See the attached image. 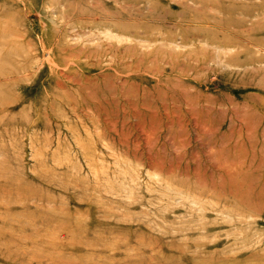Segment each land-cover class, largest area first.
<instances>
[{
	"label": "rangeland",
	"instance_id": "rangeland-1",
	"mask_svg": "<svg viewBox=\"0 0 264 264\" xmlns=\"http://www.w3.org/2000/svg\"><path fill=\"white\" fill-rule=\"evenodd\" d=\"M263 18L0 0V264H264Z\"/></svg>",
	"mask_w": 264,
	"mask_h": 264
},
{
	"label": "bare ground",
	"instance_id": "bare-ground-1",
	"mask_svg": "<svg viewBox=\"0 0 264 264\" xmlns=\"http://www.w3.org/2000/svg\"><path fill=\"white\" fill-rule=\"evenodd\" d=\"M264 19V18H263ZM249 217V216H248Z\"/></svg>",
	"mask_w": 264,
	"mask_h": 264
}]
</instances>
